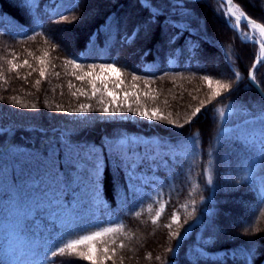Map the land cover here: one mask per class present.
<instances>
[{"label": "trees", "instance_id": "obj_1", "mask_svg": "<svg viewBox=\"0 0 264 264\" xmlns=\"http://www.w3.org/2000/svg\"><path fill=\"white\" fill-rule=\"evenodd\" d=\"M67 1L63 0V3L66 5ZM236 1L249 16L264 22V0ZM22 2L0 0V162L9 165L6 174L0 166V264L13 261L6 246L14 236L15 224L21 215L20 209L12 206L4 195L13 177L18 184L26 180L34 185L24 189L25 195L36 197L33 205L39 204L43 209L42 214H37L30 222L35 238L47 237L51 223L67 220L70 224L75 209L79 217L82 215L81 208L64 204L59 191L66 189L56 182L55 175H48L55 170L54 161L61 165L60 170L63 171L64 149L51 157L45 153L54 144L59 147L58 139L65 130L72 133L74 142L94 141L97 145L104 135L118 136L122 133L128 138L154 137L129 148L131 152L145 150L151 153L168 147H184V142L193 133L198 131L200 134L199 154L194 158L185 156L184 152L155 156L147 168L150 178L144 192L135 190L139 178L127 179L125 173L128 169H117L114 164H108L104 169L102 194L108 201V220L95 224V227L109 223L125 226L116 237V244L109 245L120 250L116 264H120L121 256L123 264H173V261L174 264H246L244 250L249 247L256 252L253 264H264V198L261 197L263 184L259 169L254 181L243 180L248 163L259 147L258 143L253 147L252 141H248L254 133L249 128L255 127L261 117V94L248 78L257 49L242 42L229 27L221 0H184L190 13L188 21L191 28L175 44L169 43L168 36L177 30L169 29L164 33L159 27L149 37L141 32L131 43L125 40V35H131L135 24L148 16L139 0H79V7L72 11L59 9L55 15L51 14V7L62 0H37V7L32 10L21 7ZM152 2L170 4V0ZM113 14L122 21L118 31L107 28L108 18ZM61 15L69 16L70 22L54 23ZM72 16L77 19L71 21ZM6 19H14L21 28H10ZM243 29L247 30L246 26ZM61 34L73 40L71 46L62 40ZM33 36L34 40L29 39ZM44 51L50 54L46 58V79L39 76L42 65L37 59ZM226 54H231L230 61ZM77 57H80L77 62L84 66V70L89 64L116 62L122 70L124 85L132 87L135 83L140 91H150L157 96L152 100L141 95L144 106L158 107L164 115L171 112L170 118L184 124V127L142 119H91L104 117L98 111L71 117L72 113L66 110L69 107L80 103H93L94 108L98 107L94 104L97 103L95 98L89 100L84 96L71 95L77 89H85L90 95L87 80L80 82L72 75L74 71L77 75H82V72L65 64V59ZM25 59L30 66L10 71L9 61L22 64ZM235 71L241 74L239 81L235 78ZM133 73L140 79L133 81ZM255 74L264 89V62L257 66ZM205 75L213 79V87L215 80L220 79L231 83L232 90L202 109L191 124H185L200 101L210 96L211 89L202 79ZM25 76L26 80L23 79ZM145 79L149 81L148 88L145 87ZM37 80L41 81L39 85L35 83ZM69 81L74 85L71 89ZM23 103H36L38 108H23L20 106ZM57 105L65 111L57 110ZM219 108H224L223 119L217 111ZM85 117L89 118L87 132L81 131L85 124L80 121ZM221 128L225 130L224 134L218 136ZM9 147L29 149L34 154V161L28 166L30 170L21 172L11 165L14 161L8 154ZM147 164L140 167L145 169ZM207 172L212 176L210 184L207 183ZM87 186L85 177L81 190L86 191ZM160 200L169 203L158 223L153 224L151 217L155 215ZM193 200L195 205L191 203ZM182 204H187V209L181 208ZM149 205H152L151 211L148 210ZM193 207L195 215L184 224ZM174 211L180 213L181 223L168 229L165 225L171 222ZM136 212L142 214L137 217L134 215ZM238 213L240 223L231 225L226 222L231 214ZM245 228L249 229L247 234L243 231ZM177 230L182 239L170 237V231ZM108 239L105 238L106 242ZM121 240L125 244L123 249L118 246ZM250 241L256 243L250 244ZM169 248L174 251L168 252ZM49 262L90 264L67 256H57L54 260L50 257Z\"/></svg>", "mask_w": 264, "mask_h": 264}, {"label": "snow or ice", "instance_id": "obj_2", "mask_svg": "<svg viewBox=\"0 0 264 264\" xmlns=\"http://www.w3.org/2000/svg\"><path fill=\"white\" fill-rule=\"evenodd\" d=\"M224 5L222 8L224 16L227 18L229 27L238 31L242 38V42L258 44V54L254 60L252 68L249 70V79L251 82L260 89L259 83L256 79L255 70L257 65L264 62V22H257L255 19L247 15V13L241 8L238 3L234 0H221ZM139 4L142 9L147 10L148 16L145 20L135 24L131 35H125V40L131 43L137 35L141 32L145 37H149L154 34L157 27L164 33H167L169 29H176L177 31L172 32L168 36V41L171 44L179 39V37L186 31H190L191 25L188 21L190 16L189 11L184 3V0H170V4H153L152 0H139ZM21 7L32 10L37 7V0H23ZM264 6V5H262ZM79 7V0H68L65 5L63 0L60 4H56L51 7V14L55 15L59 12L60 8H65L66 11H72ZM46 10L47 6H46ZM76 16L71 17V21H75ZM54 23L60 22H70V18L67 15H61L58 21H53ZM121 18L116 14L110 15L108 18L107 28H115L117 31L121 25ZM39 24V20H36ZM244 23L251 30L250 32H244L240 29V25ZM95 35V34H94ZM29 39L34 40L35 36L29 37ZM47 42V41H46ZM70 43V42H69ZM55 47V45L53 46ZM196 46H193L195 48ZM31 55V53H29ZM49 52L44 51L43 55L37 57L38 62L42 67L39 70V76L46 79V58L49 57ZM80 57L75 59H65L66 65H71L74 69H79L82 75H77L74 71L72 75L76 80L84 82L87 80L90 86V95L85 89H77L73 91L71 95L73 97L84 96L86 99L97 98V108H93L91 103H80L76 107H69L66 109L71 113H90L93 111H98L100 113L108 114L104 117L91 118V119H102L108 121H119L128 120L131 117L122 115L123 113H132L133 116H138L145 118L149 121H156L161 123H167L169 125H174L178 128H183L184 124L179 123L175 119H171V112L168 115H164L158 107H153L148 109L141 102V95L152 100H156L157 96L152 95L150 91H145L141 93L139 91V85L133 83L131 91H123V99L120 98V93L117 89H120L124 84L122 79V70L116 66V62L106 63V64H89L87 65V70H84V66L77 62ZM226 58L230 61L231 54H226ZM11 65L10 71H17L20 67L30 66L27 59L23 60L22 64H16L13 61H9ZM99 69V71H97ZM35 71V69H33ZM31 75V73H29ZM59 76V73H56ZM237 81L241 79V74L238 71L234 72ZM27 79V77H23ZM140 77L136 76L135 73L132 74V80L137 81ZM204 81L207 82V86L211 89L210 96L206 100H201L199 106L191 112V114L185 120V124H191L192 121L201 113L202 109H205L208 105L212 104L213 101L221 97L225 92H231L232 84L223 82L220 79L215 80V87H213V79L208 75L202 77ZM109 82L114 84V87H109ZM36 85L41 83L37 80ZM145 87H150L149 81L145 79ZM99 85V86H98ZM68 87L71 89L74 85L69 81ZM261 92V105H260V132L257 149V154L254 158L250 159L248 167L246 169L243 180L254 181L256 178L257 169H259V175L262 184H264V89H260ZM130 98H134L130 100ZM2 99V97H0ZM15 100V97L12 98ZM195 99V97H193ZM16 103H19L16 100ZM167 103V101L165 102ZM23 108L37 109L38 105L36 103L20 104ZM57 110L65 111L60 105H57ZM228 107V106H225ZM232 109L229 107V111ZM221 119L224 118L225 112L224 108L217 109ZM121 114V115H117ZM89 118L85 117L80 122L85 124V127L81 131L87 132L89 128L87 126V121ZM34 131H42L41 129H33ZM224 129L221 128L218 132V136H223ZM199 132H195L187 138L184 142V155H191L193 158L199 154ZM130 138L124 134H119L118 136L104 135L101 138V143L97 145L94 141L83 143L74 142L72 140V133L65 130L61 132L58 139L59 147L55 144L50 147L45 153L46 156H55L61 149H64L63 157V171H61V165L56 163L55 170L50 172L48 175H55L56 182L60 184L62 188L67 189L69 185L79 187L83 179L86 177L88 180V185L91 190V195L95 200L99 201L101 198V188L103 182L104 169L108 164H114L117 169L125 168L128 171L125 173L127 179L132 180L134 177L131 175L133 171L134 161L131 159L129 145ZM257 141L252 142V146L255 147ZM211 147V145H210ZM8 154L12 157L18 171L23 172L25 169L30 170V166L35 156L33 153H23L18 148L9 147ZM212 153L209 152V157ZM5 174L8 171L9 165L0 162ZM207 183H212V176L210 172H207ZM34 185L28 184L26 180L21 183L15 182V177L12 181L8 182V187L4 193L6 198L11 202V205L20 209L21 215L17 218L14 230V238L18 244L21 245L17 256L19 258L13 260L11 264H50L49 258L53 260L57 256H67L69 259H82L84 261L90 262V264H107L111 261L112 264H116L117 247H110L109 245L116 244V237L122 233L124 225L109 223L105 226H96L93 229L81 228L79 221V213L74 210L73 218L71 223L68 225H60L57 223H51V230L47 237L35 238V233L30 227V222L35 218L37 214H42V207L39 204L33 205V201L36 197L29 198L25 195L24 189L31 188ZM75 191V188H71ZM261 197L264 198V187L261 188ZM203 199V197L201 198ZM168 201L160 200L158 201L159 207L155 211V215L151 217V222L157 224L160 217L163 215ZM195 205L196 201L191 202ZM181 208L187 209V204L180 205ZM148 210H152V205L148 206ZM195 207L191 212L187 213L186 218L183 223H188V218L195 215ZM142 213L136 212L134 215L139 217ZM170 223L166 224L165 227L168 229L172 228L173 224L180 225L181 216L178 211H174L170 217ZM244 233L247 234L249 229L245 228ZM258 231V229H254ZM170 237L175 239L180 237L182 234L177 231H170ZM105 238H109L106 242ZM255 241H250V244H255ZM119 248L123 249L125 247L124 242L121 240L119 243ZM168 252H173V248L167 249ZM198 252H202L201 249H197ZM255 250L251 247L244 250V255L246 259V264H253L255 257ZM150 256V254H148ZM27 256V259L23 257ZM120 264H123V257L120 258ZM157 260L160 259L159 256L156 257ZM8 264V262H6ZM174 264V261H173Z\"/></svg>", "mask_w": 264, "mask_h": 264}, {"label": "rangeland", "instance_id": "obj_3", "mask_svg": "<svg viewBox=\"0 0 264 264\" xmlns=\"http://www.w3.org/2000/svg\"><path fill=\"white\" fill-rule=\"evenodd\" d=\"M61 38L62 40L69 46L72 45L73 43V40L70 39V38H65V36L63 34H61ZM70 42V43H69ZM99 71V70H97ZM99 86V85H98ZM109 87H114V84L112 82H109ZM132 90V87H128L126 85H122L120 89H117V91L120 93V98L123 99V91H131ZM140 91V90H139ZM141 93H143L142 91H140ZM96 101L98 99L95 98ZM134 98H130V100H132ZM95 105L98 106L97 103H94ZM92 106H93V103H92ZM94 108V106H93ZM149 110L152 109L150 107H147ZM76 114H82V113H72L73 116H70L71 117H74ZM104 114V113H103ZM108 114H104V116H106ZM117 115H121V114H117ZM122 115L124 116H129L131 117L130 119H134V120H137V119H142V120H147L145 118H141V117H138V116H133L132 113H123ZM148 122L150 123H153L154 121H149L147 120ZM253 139H258L259 138V131L258 130H253ZM130 138V143L128 145L129 148H135L138 143L140 142H147L150 139H155L154 137H145V136H142L141 138H137V137H129ZM258 142V140H257ZM23 151V153H31V152H28L29 149H21ZM130 151V156H131V159L134 161V164H133V171H132V175L135 177V178H139L141 179L139 183H136V186H135V189L136 190H146L145 189V186L144 184H147L148 180V176L145 172V174L143 173L144 172V169L140 167L141 164L144 163V161H147L149 165V163L151 162V160H153V158L159 154L160 156H165V154L167 152H169L168 149H159L158 152H154V153H151V152H147L145 150L143 151H138V150H135L133 152ZM184 151V150H182ZM181 152V151H180ZM144 154H147V155H144ZM75 188V191H72L71 188ZM80 187V186H79ZM79 187H76V185H69L68 187V190H69V193L71 195L70 197V202L72 204V206H75V207H78L80 208L81 205H82V202L79 200V198H85V201L84 203L86 204V208L83 210V213L85 212H89V215L86 217V216H82L79 218V223L81 225V228H84L89 226V225H92L93 224V221H94V214H96V211L91 208V206L94 204L95 202V199L94 197L91 195V191L89 193H87V195H85L84 192H82L81 190H79ZM87 190L89 189V187L86 188ZM80 191V192H79ZM64 197V196H63ZM107 205V203L105 204ZM242 209L245 210L244 206L242 205ZM99 218H102L104 219L105 218V213H107L106 211H99ZM180 214V213H179ZM240 213L238 214H231V218H229L226 222H228L229 224L231 225H234L236 223H240L241 222V217L239 216ZM246 215V214H244ZM222 228H225V227H222ZM88 229H93V227H88ZM21 248V246H17L16 248L13 249V252L15 254V259L19 258L17 256V253L19 252V249ZM120 250L117 249V252H119ZM24 259H27L28 257L25 256L23 257Z\"/></svg>", "mask_w": 264, "mask_h": 264}, {"label": "water", "instance_id": "obj_4", "mask_svg": "<svg viewBox=\"0 0 264 264\" xmlns=\"http://www.w3.org/2000/svg\"><path fill=\"white\" fill-rule=\"evenodd\" d=\"M234 2L236 3V0H234ZM259 86H260V85H259ZM256 88H257V87H256ZM257 89H258V88H257ZM260 89H262V88H261V86H260ZM260 89H258V90H259V92H260ZM260 93H261V92H260Z\"/></svg>", "mask_w": 264, "mask_h": 264}]
</instances>
